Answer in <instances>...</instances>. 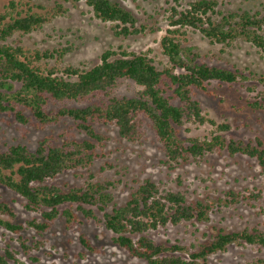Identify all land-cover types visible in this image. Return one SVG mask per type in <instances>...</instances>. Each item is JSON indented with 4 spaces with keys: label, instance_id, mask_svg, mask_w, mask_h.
I'll return each mask as SVG.
<instances>
[{
    "label": "trees",
    "instance_id": "16d2710c",
    "mask_svg": "<svg viewBox=\"0 0 264 264\" xmlns=\"http://www.w3.org/2000/svg\"><path fill=\"white\" fill-rule=\"evenodd\" d=\"M53 1L55 5L48 7L33 0H11L5 11H0V113L13 115L22 125L36 120L43 128L71 119L86 137L80 140L62 132L59 138L44 137L35 150L23 143L0 150V185L24 198L25 208L40 216L25 224L15 222L13 206L3 200L0 227L13 233L31 228L41 235L59 218L70 228L82 223V215L102 223L113 233L115 245L147 264H213L215 255L225 254L233 246L264 251V229L259 225L229 231L214 226L203 240L190 243L160 242L150 234L169 225L209 223L216 212L252 204L261 197L252 188L189 200L184 191L165 188L162 182L147 178L132 189L124 205L108 211L113 183L91 173L100 157L99 148L109 140L95 123L111 124L121 138L139 142L146 134V120L162 146L163 163L169 169L213 153L245 156L264 167V138L229 136L231 125L210 119L195 98L198 90L216 94L210 89L212 82L232 86L248 80V75L240 69L203 61L198 48L187 44L188 31L196 30L211 43L222 45V52L239 42L264 52V5L257 11L226 10L219 0H189L184 6L176 0L178 3L165 14L168 25L160 41L167 62L158 65L151 49L107 50L99 63L86 69L63 64L65 56L74 50L72 46L54 51L32 49L18 43L15 35L42 28L68 12L67 2L79 1L91 7L95 18L111 23L118 37L144 34L150 26L139 23V18L117 0ZM124 80H132L141 88L134 95L119 94L116 89ZM259 80L264 82V76ZM57 103L60 105L53 106ZM250 104L264 108L261 100ZM186 122L210 123L216 132L211 137H183L181 128ZM71 171L76 177H85V172L89 176L74 185L58 182L59 176ZM97 210L103 212L102 217ZM80 241L86 250L98 252L84 234ZM43 244L21 243L26 253ZM14 253L7 248L0 255V264H8V258L18 261ZM253 264H264V258H257Z\"/></svg>",
    "mask_w": 264,
    "mask_h": 264
},
{
    "label": "rangeland",
    "instance_id": "374dc122",
    "mask_svg": "<svg viewBox=\"0 0 264 264\" xmlns=\"http://www.w3.org/2000/svg\"><path fill=\"white\" fill-rule=\"evenodd\" d=\"M11 0H0V11H5ZM131 10L139 23L150 26L144 34L131 37H118L111 28V23L103 22L94 17L91 7L85 1L78 3L67 2L68 12L53 18L42 28L24 35H15L18 43L32 49L54 51L57 48L72 46L74 50L68 53L63 64H71L81 68H91L101 60V55L107 50L122 51L124 49L136 52L151 49L157 64L167 62L160 44L165 34L167 22L165 14L178 1L182 6L189 0H117ZM223 9L251 10L262 9L264 0H219ZM34 4L53 6V0H33ZM151 27L157 31L152 32ZM188 45L198 48L203 61L231 69H240L249 77L248 80L234 85H220L212 82L210 89L216 94L196 91L204 113L219 123H228L231 130L229 136L254 139L264 138V108L258 109L250 103L261 100L264 104V82L259 80L264 76V52L246 42L235 43L222 52V45L213 44L199 31H188ZM54 49V50H53ZM51 62L55 63L56 59ZM141 87L132 80H124L116 92L122 95H134ZM258 96V97H257ZM60 104L53 106H59ZM146 134L139 142L127 141L119 135L117 128L111 124L95 123V128L109 137L104 147L99 148L98 157L91 169L97 178L113 183L110 192L113 201L107 207L124 205L129 199L133 188L145 179L150 178L162 182L165 188L184 191L189 200L215 197L229 189H254L261 194L252 204H242L238 209H227L212 215L209 223H182L160 227L150 234L160 242L181 240L185 243L203 240L205 233H210L214 226L226 230H237L245 226L259 225L264 229V167L255 159L245 156L230 157L227 153L207 154L204 158L182 163L174 169H169L162 146L149 127L148 120L144 123ZM210 123L201 125L186 122L181 128L183 137H211L216 131ZM67 132L77 139L86 136L80 132L73 120L66 119L60 124L40 127L36 120L27 125L16 121L8 113H0V150L17 143L28 145L35 150L38 142L48 135L60 137ZM76 177L74 172H68L58 177L61 184L70 185L82 182L88 178ZM6 201L16 212L15 222L26 223V220L40 217L38 213L25 208V199L0 185V201ZM103 212L97 214L102 217ZM8 218V217H6ZM82 223L76 222L66 228L63 218L57 219L52 227L43 234L34 229L26 228L20 233H13L0 227V255L5 250H14L18 261L8 258V264H147L145 261L131 257L127 251L115 245L113 233L102 223L80 216ZM84 234L98 249V252L86 250L80 236ZM35 246L38 241L44 244L26 253L22 242ZM82 254V255H81ZM264 258V251L256 248L233 246L225 254L213 257V264H253L257 258Z\"/></svg>",
    "mask_w": 264,
    "mask_h": 264
}]
</instances>
